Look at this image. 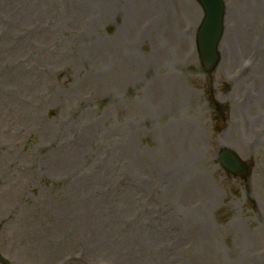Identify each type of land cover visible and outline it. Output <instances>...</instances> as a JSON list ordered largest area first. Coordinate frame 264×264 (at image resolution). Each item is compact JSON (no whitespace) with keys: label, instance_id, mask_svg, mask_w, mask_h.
<instances>
[{"label":"rangeland","instance_id":"374dc122","mask_svg":"<svg viewBox=\"0 0 264 264\" xmlns=\"http://www.w3.org/2000/svg\"><path fill=\"white\" fill-rule=\"evenodd\" d=\"M224 1L206 72L195 0H0L10 264H264V0Z\"/></svg>","mask_w":264,"mask_h":264},{"label":"water","instance_id":"95a60500","mask_svg":"<svg viewBox=\"0 0 264 264\" xmlns=\"http://www.w3.org/2000/svg\"><path fill=\"white\" fill-rule=\"evenodd\" d=\"M204 9L203 23L198 31L197 42L201 62L206 70H211L217 62L216 46L221 36L222 7L218 0H198ZM220 162L224 169L234 175H244L243 165L236 156L223 151Z\"/></svg>","mask_w":264,"mask_h":264},{"label":"bare ground","instance_id":"6f19581e","mask_svg":"<svg viewBox=\"0 0 264 264\" xmlns=\"http://www.w3.org/2000/svg\"><path fill=\"white\" fill-rule=\"evenodd\" d=\"M239 4H237L238 6L236 9L237 10V20L240 18L241 14H246L247 17H249L251 19V21H253V22L261 20L260 18L262 15H261V10H259V9L262 7L261 4H263V2L261 3L259 0H240ZM128 8H129L131 14L133 15V9L130 7H128ZM159 23H161V21ZM158 25H156V26H158ZM125 29H128V26ZM195 220L198 222L199 225H200V223L205 225L207 223L206 222V214H204L203 216L196 217ZM139 241H140V238H138V243L136 245L137 252H136L135 256L131 258V260H134L137 264H140L141 259H142V256H141L142 253H141L140 248L138 247ZM105 250L108 251V249H105ZM109 250L112 252L111 249H109Z\"/></svg>","mask_w":264,"mask_h":264}]
</instances>
